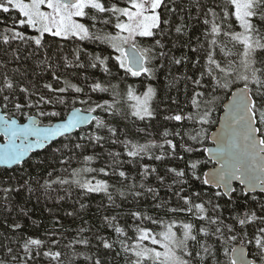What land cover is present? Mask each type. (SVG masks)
<instances>
[{
	"label": "trees",
	"instance_id": "1",
	"mask_svg": "<svg viewBox=\"0 0 264 264\" xmlns=\"http://www.w3.org/2000/svg\"><path fill=\"white\" fill-rule=\"evenodd\" d=\"M99 1L82 15L86 34L38 39L0 3L5 115L49 124L73 107L96 113L0 166V263L170 264L147 250L171 229L179 264H234L237 243L264 264V192L234 183L226 195L204 179L214 164L208 136L235 86L249 87L264 140V1L252 8L247 60L230 0H160L158 22L133 39L144 57L138 72L110 42L118 6L131 0ZM145 89L151 111L139 115L133 99Z\"/></svg>",
	"mask_w": 264,
	"mask_h": 264
},
{
	"label": "water",
	"instance_id": "2",
	"mask_svg": "<svg viewBox=\"0 0 264 264\" xmlns=\"http://www.w3.org/2000/svg\"><path fill=\"white\" fill-rule=\"evenodd\" d=\"M124 53L131 70L138 72L143 69L144 57L133 44L126 45ZM248 88L241 84L230 91L209 133L210 144L205 149L214 164L205 170L204 179L226 195L230 194L234 183L240 184L244 191L264 192V140L256 125L253 97ZM95 117L93 111L73 107L63 118L41 124L36 115H29L23 121L15 116L8 117L0 106V166L22 163L31 152L88 125ZM246 249L242 243L232 247L230 257L234 264H255Z\"/></svg>",
	"mask_w": 264,
	"mask_h": 264
},
{
	"label": "rangeland",
	"instance_id": "3",
	"mask_svg": "<svg viewBox=\"0 0 264 264\" xmlns=\"http://www.w3.org/2000/svg\"><path fill=\"white\" fill-rule=\"evenodd\" d=\"M5 6L17 8L25 18L36 28L35 39L44 32H54L59 35L86 34L87 28L81 16L89 6L99 5V0H0ZM261 0H230L234 6L240 27V39L245 46V54L249 59V51L254 48V40L250 33L252 8ZM264 1V0H263ZM263 3V2H262ZM160 0H131L128 5H119L116 29L111 32L110 42L115 50L117 59L125 66L124 48L133 44L136 34L150 33L152 27L159 20ZM151 89H145L134 96V109L139 115L150 114ZM187 230V229H186ZM186 237L184 233L183 238ZM174 231L168 229L161 233L159 246H150L147 252L163 262L179 264L182 262L177 253V242ZM9 262V261H5ZM4 263V262H1ZM11 263V262H10ZM44 264H55V259H49Z\"/></svg>",
	"mask_w": 264,
	"mask_h": 264
},
{
	"label": "flooded vegetation",
	"instance_id": "4",
	"mask_svg": "<svg viewBox=\"0 0 264 264\" xmlns=\"http://www.w3.org/2000/svg\"><path fill=\"white\" fill-rule=\"evenodd\" d=\"M63 1H67V2H69V1H71V0H63ZM81 18H82V16H81Z\"/></svg>",
	"mask_w": 264,
	"mask_h": 264
}]
</instances>
